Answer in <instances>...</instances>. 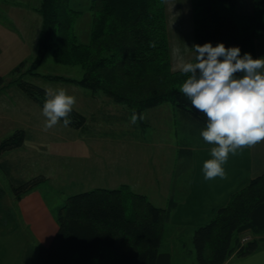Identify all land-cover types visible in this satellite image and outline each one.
I'll list each match as a JSON object with an SVG mask.
<instances>
[{"label": "trees", "instance_id": "16d2710c", "mask_svg": "<svg viewBox=\"0 0 264 264\" xmlns=\"http://www.w3.org/2000/svg\"><path fill=\"white\" fill-rule=\"evenodd\" d=\"M190 3L194 44L238 46L243 55L251 41L264 38V0H252V12L247 14L237 13V0ZM89 10V40L82 43L72 27L80 11L72 9L69 0H39L36 11L41 26L28 73L37 75L31 71L51 52L59 62L81 66L83 74L79 79L48 77L74 82L92 95L100 92L123 106L129 117L133 110L143 114L171 104L189 125L190 134L212 145L200 136L206 116L193 109L179 91L186 77L171 69L164 0H91ZM24 63L11 72L19 73ZM21 87L43 107L45 90L27 84ZM71 120L70 127L79 129L85 124V117L74 108ZM23 137V131L16 130L0 141V150L19 146ZM174 207L172 200L166 207H157L125 184L72 194L58 209L53 238L47 245H38L34 264H172L170 253L159 247ZM244 234L250 239L242 243ZM262 235L264 173L234 192L208 223L194 229L193 264H224L232 255L245 257L259 248Z\"/></svg>", "mask_w": 264, "mask_h": 264}, {"label": "rangeland", "instance_id": "374dc122", "mask_svg": "<svg viewBox=\"0 0 264 264\" xmlns=\"http://www.w3.org/2000/svg\"><path fill=\"white\" fill-rule=\"evenodd\" d=\"M26 1L30 4L25 7L32 6L36 10L39 0ZM90 1L69 0L70 7L80 11L72 27L77 41L82 43L87 42L90 35ZM164 6L171 69L178 70L177 65L181 56L185 60H191L194 56L191 49L195 43L191 3L190 0H164ZM252 6V0H237L236 11L239 14H247L252 11ZM1 10L3 11L2 6ZM29 15L32 17L30 24H27L20 14L14 18L17 20L15 24L12 15L9 19L0 12V75L3 77V83L0 85V141L16 130H22L24 133L19 146L0 150V228L3 231H9L19 221V213L15 208L17 197L26 193L25 189L35 182L34 185L39 186L44 200L55 214L72 194L95 187L112 188L114 184L110 182V178L105 181L104 177L100 178L98 175L94 178L84 175L81 179L75 175L74 169L82 172L93 171L91 167L97 160L96 155L104 154L106 151L103 147L104 142L102 143L101 137L98 136L120 137L124 128L129 125L127 121L130 122L128 111L112 98L100 92L92 95L88 89L74 82L48 77L79 79L83 74V69L79 65L59 62L51 52H48L41 63L31 71L37 75L28 73L36 56L41 26L39 14H32L29 11ZM22 16L26 17L25 14ZM24 22L27 29H22L21 24ZM11 38L22 41V45L17 46L18 42L11 41ZM175 48L181 50L180 56L174 54ZM21 61H25L21 71L12 73V69ZM23 84L43 90L48 87L66 89L68 94L76 97L74 109L85 117V124L78 129L70 126L65 128L61 123L53 129L44 131L42 106L22 89ZM180 87L181 85L179 89ZM173 109L171 104L164 103L162 111L152 112L157 116V121L154 120L152 123L153 128L146 127V131L142 132L143 135H149L152 143L150 147L154 146L159 134L171 145L176 142L185 143L184 139L188 140V143L201 140L190 134L189 125L187 126ZM172 112L173 115H170ZM181 165L177 164L176 169L179 170ZM117 172L119 173L115 175L120 178V171ZM117 181L115 180L116 183ZM19 182L25 184L22 186ZM132 189L140 191V194L145 191L139 184H131L129 190ZM171 233L172 230H167L159 250L171 252L172 264L196 262L191 232L183 231L178 238ZM259 246L264 247V240ZM36 255L37 248L29 245L23 257L25 264H31V260L34 264Z\"/></svg>", "mask_w": 264, "mask_h": 264}, {"label": "crops", "instance_id": "0c3cea01", "mask_svg": "<svg viewBox=\"0 0 264 264\" xmlns=\"http://www.w3.org/2000/svg\"><path fill=\"white\" fill-rule=\"evenodd\" d=\"M28 4L30 2L26 0H0L3 8L0 12L8 18L12 15L15 24L17 20L14 18L19 14L30 24L32 17L29 11L32 14L38 13L32 6L25 7ZM25 22L20 23L22 29H27ZM11 41L17 40L11 38ZM17 42V46L22 45V41ZM246 52L253 59L264 57V38L251 41ZM163 105L145 110L143 114L146 118L141 123L132 125L128 120L130 126L124 128L120 137L98 136L104 142L106 151L96 155L98 161L94 159L95 163L91 167L93 171L74 169L75 175L81 179L84 175L91 178L98 175L104 177L105 181L110 178L114 184L112 188L123 184L131 188V184H139L145 190L142 194L157 207H166L170 200L174 201L175 207L164 225L162 239L167 230H172L171 234L175 238L181 237L186 230L192 235L195 228L211 220L214 212L224 206L234 192L246 186L253 177L264 173V140L236 155L230 154L224 165L227 178L209 181L203 179L202 167L205 160L211 159L210 149L213 145L200 141L188 143L186 139L183 140L185 143L176 142L171 145L159 134L154 146L150 147L152 143L149 135H143L142 132L146 131V127L153 128L152 123L157 121L154 113L162 111ZM174 112L178 115V112ZM177 164H182L179 170L176 169ZM117 171H120V178L115 175L119 173ZM115 180H118L117 183ZM133 192L140 193L136 190ZM15 208L19 213V221L9 231L0 228V264H25L23 257L29 245L35 248L47 245L57 229L56 214L44 200L39 186L22 194L16 200ZM224 264H264V247L259 246L245 257L232 255Z\"/></svg>", "mask_w": 264, "mask_h": 264}, {"label": "clouds", "instance_id": "9594fccd", "mask_svg": "<svg viewBox=\"0 0 264 264\" xmlns=\"http://www.w3.org/2000/svg\"><path fill=\"white\" fill-rule=\"evenodd\" d=\"M194 56H182L178 71L186 77L179 91L190 101L191 107L206 116V126L200 131L203 140L213 146L211 159L202 167L203 179H226L224 165L230 154L264 140V57L253 59L250 53L241 55L238 46L224 43L194 44ZM174 54L181 55L175 48ZM239 74V75H237ZM76 97L64 88L48 87L41 110L43 129L48 131L61 124L67 128ZM133 110L130 123L145 119Z\"/></svg>", "mask_w": 264, "mask_h": 264}, {"label": "built area", "instance_id": "2783aa9c", "mask_svg": "<svg viewBox=\"0 0 264 264\" xmlns=\"http://www.w3.org/2000/svg\"><path fill=\"white\" fill-rule=\"evenodd\" d=\"M250 239V236L248 234H244L242 237H241V242L244 243L246 242L247 240Z\"/></svg>", "mask_w": 264, "mask_h": 264}]
</instances>
